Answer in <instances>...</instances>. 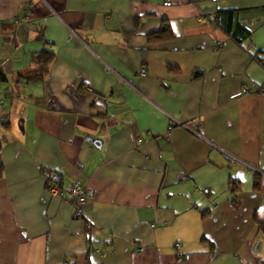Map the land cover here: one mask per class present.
I'll list each match as a JSON object with an SVG mask.
<instances>
[{"label": "crops", "instance_id": "obj_1", "mask_svg": "<svg viewBox=\"0 0 264 264\" xmlns=\"http://www.w3.org/2000/svg\"><path fill=\"white\" fill-rule=\"evenodd\" d=\"M0 71V264H264V0H0Z\"/></svg>", "mask_w": 264, "mask_h": 264}, {"label": "built area", "instance_id": "obj_2", "mask_svg": "<svg viewBox=\"0 0 264 264\" xmlns=\"http://www.w3.org/2000/svg\"><path fill=\"white\" fill-rule=\"evenodd\" d=\"M160 1L162 6L170 7L173 4L174 0H160ZM207 18L208 20L213 21L214 15L207 14ZM139 75L144 77L146 76V73L144 70H140ZM240 93L247 95L249 94V90H247L246 88H242L240 90ZM255 93L264 97V84L260 86L257 90H255ZM2 105H3V101L0 100V120L5 121V117L3 115L4 109L2 108ZM224 155L229 162L233 164L239 163V160L236 157L231 156L229 154H224ZM181 179H185V176H182ZM46 181H47V190L49 194L52 196H57V195L64 196L65 194H67L69 196L68 203L71 206L73 217L81 218L83 216V207L85 204V199L87 194L84 185L79 180H73L70 183V185L63 187L62 177L56 171L51 172ZM202 193L208 195L209 189L206 188L202 190ZM175 247H178V244H175ZM138 250L141 251L142 248H138ZM63 264H69V263L64 262Z\"/></svg>", "mask_w": 264, "mask_h": 264}, {"label": "trees", "instance_id": "obj_3", "mask_svg": "<svg viewBox=\"0 0 264 264\" xmlns=\"http://www.w3.org/2000/svg\"><path fill=\"white\" fill-rule=\"evenodd\" d=\"M164 33L170 36L169 28L166 25H162L158 34H160L161 36V34H164ZM53 60H54V54L52 52L42 51V52L34 54V61L37 66L36 73L34 74L35 79L41 80L45 77ZM5 80L6 78L0 71V82H3ZM1 139L2 138H0V141ZM237 191H238L237 186H235V183H232V186H231V192L233 193L232 202L234 203L235 206L238 205L237 197L235 195Z\"/></svg>", "mask_w": 264, "mask_h": 264}, {"label": "rangeland", "instance_id": "obj_4", "mask_svg": "<svg viewBox=\"0 0 264 264\" xmlns=\"http://www.w3.org/2000/svg\"><path fill=\"white\" fill-rule=\"evenodd\" d=\"M12 115H13V117H12V118H13V122H12L13 124H12V125H13V127L16 128V130L18 131V130H19V127H18V125H17V121H18V120H16V119L14 120V113H12ZM20 119H21V118H19V120H20ZM17 128H18V129H17ZM5 131H6V129L3 128V125H1V123H0V136H4V135L6 134Z\"/></svg>", "mask_w": 264, "mask_h": 264}, {"label": "water", "instance_id": "obj_5", "mask_svg": "<svg viewBox=\"0 0 264 264\" xmlns=\"http://www.w3.org/2000/svg\"><path fill=\"white\" fill-rule=\"evenodd\" d=\"M20 123H22V120L20 121ZM19 129L21 130V132L23 131L22 126H20Z\"/></svg>", "mask_w": 264, "mask_h": 264}]
</instances>
